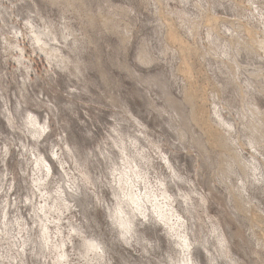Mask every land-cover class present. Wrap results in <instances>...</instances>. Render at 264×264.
Wrapping results in <instances>:
<instances>
[{"label": "rangeland", "instance_id": "1", "mask_svg": "<svg viewBox=\"0 0 264 264\" xmlns=\"http://www.w3.org/2000/svg\"><path fill=\"white\" fill-rule=\"evenodd\" d=\"M162 9L201 48L204 104L164 53ZM261 39L264 0H0V264H264Z\"/></svg>", "mask_w": 264, "mask_h": 264}, {"label": "bare ground", "instance_id": "2", "mask_svg": "<svg viewBox=\"0 0 264 264\" xmlns=\"http://www.w3.org/2000/svg\"><path fill=\"white\" fill-rule=\"evenodd\" d=\"M158 1V0H157ZM112 5V4H111ZM245 5V4H244ZM249 6V5H248ZM245 7V6H244ZM247 8H249V7H247ZM250 9V8H249ZM124 10L121 8L120 9V12L122 13ZM170 12H166V11H164L163 9L162 10H160L159 11V13H156V14H158V18H159V20H160V25L159 26H161V28H162V30H160V31H163V34H162V36H163V38H162V36H161V38L163 39V41H162V43H164V46H165V51H167V52H164L165 54L166 53H168V51L171 49V48H173L174 47V49H175V51L177 52V55H178V59H179V64H178V67H177V69H176V71H177V73H178V76L180 75V76H182V80H184V82H185V87H184V96H185V99H187L190 103L191 102H193L195 99H198V97H200V95H201V99H198V100H204L205 99V92H204V90L202 89L201 90V93H200V95L198 96L197 94V91H199V89H198V86H196L194 83V76L195 75H197V74H200V73H202L203 74V70H205V67H204V65L202 64V63H204V62H201V61H199V59H201V58H199V52H200V50H199V48H198V45L197 44H195V43H193V42H191L190 40H188L184 35H183V33H182V29L179 27V25L176 23V21L174 20L175 18V16L174 17H172L170 14H169ZM117 14V13H116ZM244 15H246V14H244ZM202 19H203V23H202V26H204V27H206L207 29H210L211 30V28L212 27H214L215 26V24L220 20V19H223L224 20V17H220V16H218V14L216 15L215 13H214V11H210V9L209 10H207L206 11V13H205V15H203V17H202ZM239 19V18H238ZM239 22V21H238ZM240 22H242V21H240ZM231 23V22H230ZM246 24V23H245ZM248 24V23H247ZM127 25V24H126ZM237 25V27H238V24H236ZM242 25V24H241ZM249 25V24H248ZM248 25H244L242 28H243V31L245 30V32L247 33V34H250L251 33V31H252V29H250V27L248 26ZM113 26V25H112ZM240 26V25H239ZM235 27V26H234ZM237 27H235V28H237ZM254 27V26H253ZM111 30H115V28L118 30L119 28H117V27H115V26H113V27H109ZM127 28V27H126ZM205 28V29H206ZM215 28H216V26H215ZM241 28V27H240ZM255 28V27H254ZM44 29V28H43ZM109 29V30H110ZM181 29V30H180ZM219 29V28H218ZM239 29V28H238ZM237 29V30H238ZM50 30H52V29H50ZM210 30H206V32H207V34L209 35L208 37H211V35L208 33ZM240 30V29H239ZM119 31V30H118ZM122 31V30H121ZM123 31H124V28H123ZM219 31V30H218ZM241 31H242V29H241ZM255 31V30H254ZM39 32V31H38ZM44 32V31H43ZM51 32V31H50ZM49 32V33H50ZM215 32V31H214ZM55 32H53V35L54 36H56L55 34H54ZM115 33H117V31L115 30ZM212 33V32H211ZM219 33V32H218ZM45 34L46 35H48L46 32H45ZM44 34V35H45ZM51 34V33H50ZM49 34V35H50ZM71 34V33H70ZM121 34H123V33H121ZM120 34V35H121ZM242 34H244V33H242ZM34 35V34H33ZM49 35H48V37H49ZM52 35V34H51ZM244 35H246V34H244ZM251 35V34H250ZM36 36V35H35ZM38 36V35H37ZM42 36V35H41ZM123 36V35H122ZM121 36V37H122ZM39 37H40V35H39ZM51 37V36H50ZM213 37V36H212ZM246 37V36H245ZM55 38V37H54ZM54 38H52V39H54ZM123 39H124V36L122 37ZM244 38V37H243ZM242 37H241V39H243ZM247 38V37H246ZM63 39V38H62ZM123 39H121V40H123ZM126 39V38H125ZM211 39V38H210ZM210 39H209V42H210ZM55 40V39H54ZM152 40H154V39H152ZM213 40V39H212ZM225 40V39H224ZM223 40V41H224ZM244 40H245V38H244ZM244 40H242L243 42H246V41H244ZM253 40V39H252ZM262 41H263V39H261ZM58 41V40H57ZM66 41V40H65ZM124 41H126V40H124ZM123 41V42H124ZM157 41V40H156ZM233 41V40H232ZM234 41H236V40H234ZM233 41V44L235 43ZM255 41V40H254ZM260 41V40H259ZM228 42V40L226 41V43ZM252 42V41H251ZM264 42V41H263ZM263 42H257V44H256V46L254 45V46H252L250 43H247L246 45H244V47H243V50H246V51H249V52H251V51H254V50H252L253 48L254 49H258V47L259 48H262V43ZM159 43V42H158ZM211 43V42H210ZM223 43V42H222ZM225 43V42H224ZM229 43V42H228ZM227 43V44H228ZM231 43V42H230ZM229 43V44H230ZM42 44H43V42H42ZM226 44V45H227ZM50 45V44H49ZM144 45H145V43H144ZM161 45V44H160ZM224 45V44H223ZM225 46V45H224ZM144 48H145V46H143ZM228 47H229V45H228ZM230 47L233 49V47H235V44H234V46L232 47L231 46V44H230ZM236 48V47H235ZM42 49H43V47H42ZM157 49V48H156ZM201 49V48H200ZM237 49V48H236ZM263 49V48H262ZM261 49V50H262ZM163 50V49H162ZM239 50V49H238ZM142 51H144V50H142ZM142 51H139V52H141L142 53ZM174 51V52H175ZM204 51V50H203ZM236 50L234 49V52H235ZM263 51V50H262ZM52 52V51H51ZM173 52V51H172ZM140 53V54H141ZM146 52L144 51V54H145ZM226 53H228V52H226ZM245 53V52H244ZM254 53H256L257 54V51L255 52L254 51ZM259 53V52H258ZM53 54V53H52ZM163 54V53H162ZM206 54V53H205ZM224 54H225V51H224ZM229 54V53H228ZM51 55V54H50ZM143 55V54H142ZM142 55H140V57L142 56ZM147 55H149V54H147ZM146 55V56H147ZM175 55H176V53H175ZM174 55V56H175ZM177 55H176V57H177ZM204 55V54H203ZM230 55V54H229ZM60 57H61V55H59ZM205 56V55H204ZM203 56V57H204ZM257 56V55H256ZM67 57V56H66ZM138 57H139V54H138ZM139 57V58H140ZM143 57V56H142ZM141 57V58H142ZM149 57V56H148ZM165 57H166V55H165ZM175 57V58H176ZM231 57H232V55H231ZM252 57V56H251ZM62 58V57H61ZM140 58V59H141ZM145 58V57H144ZM147 58V57H146ZM150 58V57H149ZM152 58V57H151ZM205 58V57H204ZM254 58V57H253ZM257 58V57H256ZM66 59H68V58H66ZM65 59V60H66ZM177 59V60H178ZM62 60H64V59H62ZM65 60H64V63H65ZM150 60V59H149ZM148 60V61H149ZM255 60V59H254ZM58 61V60H57ZM141 61H142V63L144 62H146L145 60L143 61L142 59H141ZM151 62L152 61H154V59L153 60H150ZM149 61V62H150ZM148 62V63H149ZM67 63V62H66ZM65 63V64H66ZM69 63V62H68ZM147 63V64H148ZM70 66V65H69ZM204 67V68H203ZM70 68V67H69ZM207 76L208 75H204L203 77V81L205 80V81H207V82H210V81H208L209 79H207ZM199 77V76H198ZM196 78V77H195ZM209 78V77H208ZM202 79V78H201ZM212 80V79H211ZM197 81V80H196ZM214 82V81H213ZM197 83V82H196ZM204 84V83H203ZM202 84V85H203ZM208 84V83H207ZM206 84V85H207ZM211 84V83H210ZM214 84V83H213ZM199 85V84H198ZM209 85V84H208ZM226 85V84H225ZM207 97V96H206ZM204 101H202V104H204L203 103ZM201 104V106H197L196 107V109L194 110V106L192 107L193 108V113H192V119H194L195 121H196V119H201L202 117H203V114H205V113H203V105ZM258 112V111H257ZM260 112V111H259ZM264 117V116H263ZM28 120V119H27ZM194 121V122H195ZM199 121V120H198ZM30 122H32V121H30ZM204 123H203V125L205 124H208V122H206V121H203ZM199 123V122H198ZM31 124V123H30ZM184 124H186V123H184ZM34 125H35V123H34V121L32 122V125H31V129H32V131H31V133L34 135V136H36L37 135V133L39 132V130H34ZM196 125H197V123H196ZM187 126V125H186ZM185 125H184V127H186ZM187 129V128H186ZM207 130H206V132H207V136L209 137V138H211L212 137V132H210L209 131V128H206ZM34 130V131H33ZM202 130V129H201ZM41 131H42V129H41ZM40 131V132H41ZM179 131V130H178ZM181 131V130H180ZM180 131H179V133H180ZM188 132V131H187ZM187 132H185V133H187ZM181 133H183V134H185L184 132H181ZM222 133V132H221ZM262 133V135H264L263 134V132H261ZM223 134V136H224V133H222ZM222 134H221V136H222ZM186 135V134H185ZM185 135H184V137H185ZM195 135V134H194ZM226 135V134H225ZM180 136H182V135H179V137ZM191 136V135H190ZM215 136H217L216 134H214V136L213 137H215ZM221 136H219L218 135V137H221ZM222 136V137H223ZM252 136V135H251ZM259 136V135H258ZM192 137H193V135H192ZM200 137V136H199ZM221 137V138H222ZM225 137V138H224ZM223 138L224 139H226V137H227V135L226 136H224ZM182 138H183V136H182ZM197 138V137H196ZM217 138V137H216ZM216 138H214L213 139V141H216ZM221 138H219V139H221ZM229 138V137H228ZM259 138V137H258ZM260 138H262V137H260ZM259 138V139H260ZM181 139V138H180ZM192 140H193V138H191ZM223 139V140H224ZM232 139V138H231ZM190 140V139H189ZM198 140H199V138H198ZM227 140V139H226ZM193 142H194V140H193ZM201 142V141H200ZM206 142V141H205ZM228 142V141H227ZM231 142H232V140H231ZM234 142V141H233ZM239 142V141H238ZM254 142H256V141H254ZM195 143V142H194ZM204 143V142H203ZM221 143V142H220ZM224 143V142H223ZM226 143V142H225ZM198 144H199V142H198ZM205 145V144H204ZM199 146H200V144H199ZM183 147H184V145H183ZM203 147V146H202ZM201 146H200V148H202ZM204 148V147H203ZM209 149V148H208ZM203 150V149H202ZM211 150V149H210ZM227 150V149H226ZM230 151V150H229ZM228 152V151H227ZM223 153V152H222ZM201 154H202V152H201ZM220 155V154H219ZM219 155H218V158H219ZM226 155V154H225ZM41 157V156H40ZM223 157V156H222ZM38 158V157H37ZM224 158V157H223ZM225 159V158H224ZM227 160V159H226ZM214 161V160H213ZM224 161V160H223ZM225 163H226V161H224ZM227 162H229V161H227ZM38 163H39V165H48L47 163H46V161H45V158L44 157H42V158H38ZM207 163V162H206ZM228 164V163H227ZM241 164V163H240ZM223 167H225V165L223 166ZM240 167H243V165L242 166H240ZM239 167V168H240ZM225 169H227V168H225ZM242 169V168H241ZM240 169V170H241ZM244 170H245V173H244V176L245 177H247L248 176V174L246 173V169H245V167L243 168ZM242 169V171H244ZM259 169V168H258ZM257 170V169H256ZM222 171V170H221ZM241 171V172H242ZM223 172V171H222ZM225 172H223V174H224ZM247 175V176H246ZM251 175H252V177H254L255 175H254V173H251ZM219 176H220V174H219ZM218 176V177H219ZM250 178H251V176H249ZM256 177H258V176H256ZM120 179H122L123 181H124V185L126 186V187H129V185H130V183H129V180H128V178H127V174L126 173H123V174H121V176L119 177ZM223 178V177H222ZM255 178V177H254ZM244 179V178H243ZM257 179V178H256ZM247 180V179H246ZM260 181L261 180V178L259 179H257V181ZM245 181V180H244ZM256 181V180H255ZM254 181V182H255ZM258 181V182H259ZM264 181V180H263ZM121 182V181H120ZM261 182V181H260ZM245 183V182H244ZM264 183V182H263ZM244 185V184H243ZM255 185V184H254ZM246 186V185H245ZM251 186H252V184H251ZM261 186V185H260ZM122 187V186H121ZM125 187V188H126ZM247 188V187H246ZM250 188V187H249ZM256 188V187H255ZM254 188V189H255ZM258 188V187H257ZM122 189H124V187H122ZM125 190V189H124ZM251 190V189H250ZM257 190V189H256ZM123 191V190H122ZM234 190H232L231 191V193L233 192ZM253 192H254V190H253ZM252 192V193H253ZM124 193H125V191H124ZM251 193V194H252ZM117 195V194H116ZM120 195H122V194H120ZM236 195V194H235ZM185 196H187V195H185ZM238 196V195H237ZM253 196V195H252ZM254 196H255V194H254ZM126 197V196H125ZM122 198H124L123 196H122ZM127 201H128V203H135V200H134V198L130 195H128L127 194ZM232 198H233V196H232ZM253 198V197H252ZM254 198H256V196L254 197ZM235 199V198H234ZM233 199V200H234ZM237 199V198H236ZM125 200H126V198H125ZM255 200V199H254ZM238 203V202H237ZM244 203V202H243ZM247 203V202H246ZM139 205V204H138ZM241 205V204H240ZM247 205V204H246ZM239 206V205H238ZM242 206V205H241ZM241 206L238 208V207H236V208H238V210L239 211H242L241 210ZM186 207V206H185ZM252 207V206H251ZM188 208V207H187ZM186 208V209H187ZM185 209V208H184ZM246 211H248L249 209L248 208H244ZM188 211V214H189V211L190 210H187ZM191 212V211H190ZM243 212H245V211H243ZM251 212V211H250ZM173 213V212H172ZM261 213V212H260ZM159 214H161V213H159ZM170 214H171V212H170ZM162 215V214H161ZM191 215H192V213H191ZM252 215L253 216H255V213L254 212H252ZM164 216V215H163ZM174 216V215H173ZM161 217V216H160ZM159 217V218H160ZM166 217V219L169 217H167V216H164V218ZM170 217H172L171 215H170ZM169 217V218H170ZM249 217V216H248ZM115 218H117L116 216L114 217V219ZM153 218H158V217H153ZM262 218V217H261ZM171 219V218H170ZM158 220V219H157ZM162 220L163 221H165L163 218H162ZM117 221V223H123L124 225H125V227H126V224L128 223H126L123 219H120V221H119V219H117L116 220ZM162 221V222H163ZM167 221V220H166ZM165 221V222H166ZM262 221V220H261ZM114 222H115V220H114ZM195 222V221H194ZM116 223V222H115ZM168 223V222H167ZM205 223V222H204ZM168 224H170V222L168 223ZM196 224V223H195ZM225 224V223H224ZM118 225V224H117ZM162 225H163V223H162ZM167 225V224H166ZM172 226L174 225V224H171ZM165 226V225H164ZM246 226V225H245ZM252 227V226H251ZM257 227V226H256ZM127 228V227H126ZM125 228V229H126ZM172 228V227H171ZM249 228V227H248ZM253 228V227H252ZM261 228V227H260ZM204 229H205V227H204ZM236 229V228H235ZM239 230H240V228H238ZM245 229V228H244ZM257 229V228H256ZM175 230V229H174ZM202 230V229H201ZM172 231V230H171ZM236 231V230H235ZM242 231V230H241ZM171 233V232H170ZM239 233V232H238ZM262 233V232H261ZM173 234V233H172ZM187 234V233H186ZM174 235V234H173ZM176 235V234H175ZM171 236V235H170ZM190 236V235H189ZM196 236V235H195ZM184 237V236H183ZM174 238V237H173ZM172 238V239H173ZM201 238V237H200ZM221 238V237H220ZM263 238H264V236H263ZM175 239H177V238H175ZM174 239V240H175ZM259 239V238H258ZM261 239V238H260ZM174 240H173V243H175L174 242ZM197 240V239H196ZM221 240H223L222 238H221ZM86 241V240H85ZM84 241V242H85ZM195 241V240H194ZM201 241V240H200ZM200 241H199V239H198V241L197 242H199L200 243ZM258 241V240H257ZM83 242V243H84ZM184 242H186L185 241V239L183 238V240H179V241H177V243L180 245V246H184ZM190 242V241H189ZM258 242H260L261 243V240H259ZM90 243V244H89ZM89 243H86L87 245H86V252H88V250L90 251V250H92V249H95V245H94V243H91V242H89ZM199 243H196V244H199ZM204 243V242H203ZM203 243H201V247H203ZM259 243V244H260ZM264 243V242H263ZM262 244V243H261ZM176 246V245H175ZM205 246V245H204ZM56 247V246H55ZM181 249V248H180ZM183 249H184V247H183ZM194 249V248H193ZM177 250V249H176ZM218 250V249H217ZM260 250H261V248H260ZM95 251H97L96 249H95ZM180 251V250H179ZM186 251V250H185ZM93 252V251H92ZM181 252H183V251H181ZM95 253V252H94ZM179 252L177 251V254H178ZM184 253V252H183ZM93 254V253H92ZM96 254V253H95ZM94 254V255H95ZM180 254V253H179ZM186 254H188V253H184V257H186L185 255ZM90 255V254H89ZM100 255V254H99ZM99 255H95V256H99ZM182 256V255H181ZM180 256V257H181ZM211 256V255H210ZM176 257V256H175ZM174 257V258H175ZM95 258H97V257H95ZM179 258V257H178ZM183 258V257H182ZM188 258V257H187ZM264 258V257H263ZM98 259H99V257H98ZM176 259H177V257H176ZM176 259H174V260H176ZM181 259V258H180ZM191 259V258H190ZM189 259V260H190ZM94 260V259H93ZM97 260V259H96ZM181 261H183L182 259H181ZM184 261H186L185 259H184ZM177 262H178V260H177ZM189 263V262H188ZM187 264V263H186Z\"/></svg>", "mask_w": 264, "mask_h": 264}, {"label": "snow or ice", "instance_id": "3", "mask_svg": "<svg viewBox=\"0 0 264 264\" xmlns=\"http://www.w3.org/2000/svg\"><path fill=\"white\" fill-rule=\"evenodd\" d=\"M158 183V186H159V182ZM69 191H71V189H69ZM118 227L120 228V230L123 232L125 230V225L123 223H119L118 224Z\"/></svg>", "mask_w": 264, "mask_h": 264}]
</instances>
